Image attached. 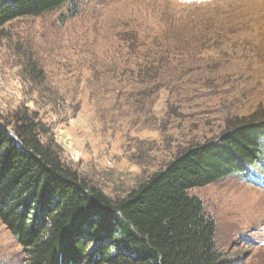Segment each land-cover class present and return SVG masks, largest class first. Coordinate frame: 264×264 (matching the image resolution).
Instances as JSON below:
<instances>
[{"label": "rangeland", "instance_id": "obj_1", "mask_svg": "<svg viewBox=\"0 0 264 264\" xmlns=\"http://www.w3.org/2000/svg\"><path fill=\"white\" fill-rule=\"evenodd\" d=\"M21 108L67 166L123 198L228 120L264 117V0H79L15 20L0 31V119ZM189 194L228 264H264V155ZM0 264H25L1 222Z\"/></svg>", "mask_w": 264, "mask_h": 264}, {"label": "trees", "instance_id": "obj_2", "mask_svg": "<svg viewBox=\"0 0 264 264\" xmlns=\"http://www.w3.org/2000/svg\"><path fill=\"white\" fill-rule=\"evenodd\" d=\"M78 1L6 0L0 31ZM262 155L264 117H235L114 200L67 166L38 116L21 108L0 119V222L25 264H228L216 248L215 222L189 191L246 173Z\"/></svg>", "mask_w": 264, "mask_h": 264}, {"label": "bare ground", "instance_id": "obj_3", "mask_svg": "<svg viewBox=\"0 0 264 264\" xmlns=\"http://www.w3.org/2000/svg\"><path fill=\"white\" fill-rule=\"evenodd\" d=\"M259 95H261V94H259Z\"/></svg>", "mask_w": 264, "mask_h": 264}]
</instances>
